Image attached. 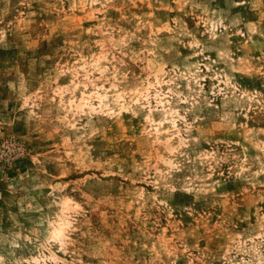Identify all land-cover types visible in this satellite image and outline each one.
<instances>
[{
	"label": "rangeland",
	"instance_id": "1",
	"mask_svg": "<svg viewBox=\"0 0 264 264\" xmlns=\"http://www.w3.org/2000/svg\"><path fill=\"white\" fill-rule=\"evenodd\" d=\"M0 264H264V0H0Z\"/></svg>",
	"mask_w": 264,
	"mask_h": 264
}]
</instances>
